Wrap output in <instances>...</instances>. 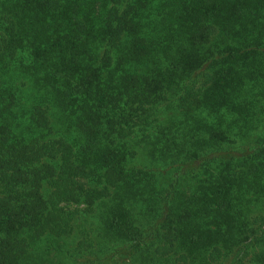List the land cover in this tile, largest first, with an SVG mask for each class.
I'll use <instances>...</instances> for the list:
<instances>
[{
  "label": "trees",
  "instance_id": "16d2710c",
  "mask_svg": "<svg viewBox=\"0 0 264 264\" xmlns=\"http://www.w3.org/2000/svg\"><path fill=\"white\" fill-rule=\"evenodd\" d=\"M0 264H264V0H0Z\"/></svg>",
  "mask_w": 264,
  "mask_h": 264
}]
</instances>
